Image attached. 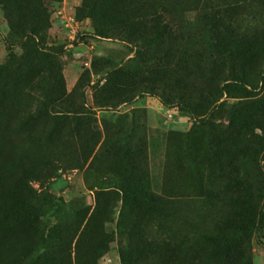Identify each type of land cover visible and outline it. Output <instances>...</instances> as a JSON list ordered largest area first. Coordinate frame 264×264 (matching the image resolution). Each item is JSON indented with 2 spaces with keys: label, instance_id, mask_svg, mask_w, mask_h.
Here are the masks:
<instances>
[{
  "label": "rangeland",
  "instance_id": "1",
  "mask_svg": "<svg viewBox=\"0 0 264 264\" xmlns=\"http://www.w3.org/2000/svg\"><path fill=\"white\" fill-rule=\"evenodd\" d=\"M100 1L0 0V264H123L124 251L128 264H264V52L232 44L208 87L187 69L190 109L164 46L124 37ZM221 4L241 8V35L264 33V0H162L171 52L209 50L200 8ZM243 73L252 98L201 111L208 88ZM146 181L189 207L160 222L142 204Z\"/></svg>",
  "mask_w": 264,
  "mask_h": 264
},
{
  "label": "trees",
  "instance_id": "2",
  "mask_svg": "<svg viewBox=\"0 0 264 264\" xmlns=\"http://www.w3.org/2000/svg\"><path fill=\"white\" fill-rule=\"evenodd\" d=\"M100 2L101 3H98L100 7L96 8L98 10L95 11L96 9L92 7V11L98 12L99 10H104L106 13L105 16L116 19L114 21L117 23L116 28L121 30L124 37H137L140 41H142L143 45L145 44V46L150 43H154L157 48L159 46L163 48L164 46V56L163 59L160 60L165 64L163 65L164 71L171 78L170 80L175 84V92L178 93L179 99L190 109H193L194 105L196 107V103L192 101L191 95L189 94V69L190 71L195 69L194 71L197 77L200 78L203 83H207L208 87L210 85H215L219 76L223 73L225 69V64L223 62L224 53L234 51L228 49L232 44L240 47L246 45V49L249 51L259 50L264 52V33H254V31L251 35H248L247 33L241 35L237 30L236 17L234 18L231 15L232 12L241 10L237 4H221L218 8H211L206 7V5H202L200 8L201 17L199 19L204 26V31H197L196 37L199 39L203 37H208V39L212 38L210 39L209 50L201 47L192 54L183 52L180 53L179 57H177L176 53L171 52L172 49L167 46V42L169 40H175L174 38H176L177 31L174 29V25L166 22L163 13L158 11V8L161 7L160 5L162 0H102ZM263 6L264 5L261 7ZM258 16H260V14H258ZM96 17L97 16L94 12H91V18L97 21ZM96 30L100 36L106 35V31L104 29L96 28ZM234 49L236 48L234 47ZM142 50H144V48H141V51ZM137 57L145 60L144 57H142V52H138ZM210 60L211 62H214L210 64ZM233 62L234 61H232V63ZM231 66H233V64H231ZM230 80L232 82L225 84L222 89H219L218 87L208 88L211 89V92L209 91L208 94H205L204 97H202V102L199 105L201 111L206 113L211 109L213 110L217 100L212 99H215V97L216 99L220 98L223 94L243 95V97L247 99L253 97V92L250 93L244 88V86L249 83L246 78V74L243 73L240 76L234 75ZM262 102L263 101H260L261 104ZM249 103L256 105L259 101H251ZM76 114H80V112H77ZM246 125L247 122L241 124L243 127ZM229 128L231 131L234 130V124L230 125ZM263 135L264 131H262V136ZM189 136V134L184 136H180L178 133L171 134V138H180V140L184 142L189 140ZM256 138L258 141L252 145L256 148L261 147L263 142L262 137ZM169 143L170 139L167 144ZM116 147H118L117 143L113 144L112 148L114 149H112V152H118L116 149L119 147ZM257 153L258 150L256 149V151L251 154L253 160H256ZM146 158L147 156L144 160V171L142 172V175L144 174V176H146L148 172ZM186 169L188 171H196L198 176L201 175L203 170L200 166H197V164H195V166H191V164H189L186 166ZM113 189L123 194L122 203L126 206V201L124 200L128 195L127 187L119 185L118 187H113ZM140 194L145 210L154 214L160 222L168 220L174 212H177L178 209H180L181 206L184 207L185 205V207H189V201L184 199L182 200L181 197H170L169 195L155 194L151 190L148 181L140 186ZM131 228L132 226L129 225L124 229L130 230ZM128 257L131 261H133V257H131L130 253L124 251L122 254L123 264H128V262H130Z\"/></svg>",
  "mask_w": 264,
  "mask_h": 264
}]
</instances>
